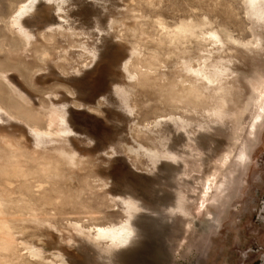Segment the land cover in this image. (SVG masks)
Segmentation results:
<instances>
[{
  "label": "rangeland",
  "instance_id": "374dc122",
  "mask_svg": "<svg viewBox=\"0 0 264 264\" xmlns=\"http://www.w3.org/2000/svg\"><path fill=\"white\" fill-rule=\"evenodd\" d=\"M27 1L0 0V264H103L108 241L79 230L124 223L127 199L158 226L120 264H264V23L246 0L49 2L26 45L10 23ZM63 111L75 134L48 122ZM169 148L180 173L152 160Z\"/></svg>",
  "mask_w": 264,
  "mask_h": 264
},
{
  "label": "bare ground",
  "instance_id": "6f19581e",
  "mask_svg": "<svg viewBox=\"0 0 264 264\" xmlns=\"http://www.w3.org/2000/svg\"><path fill=\"white\" fill-rule=\"evenodd\" d=\"M61 1L62 0H28L27 2L23 3L19 7V9H17L10 24L13 28L17 30L24 44L28 45L30 39L33 37V31L30 30L28 27L29 26L31 27L37 23V20H38L37 14L40 11V9L44 5L48 4L49 2H53L55 3V5H57V8L60 10L59 3ZM246 2L249 6V14L255 17L256 21L264 23V0H246ZM213 36L215 37L216 42L218 44L219 43L223 44V40L218 34H214ZM227 70L228 69L225 67L224 68L220 67V68H217V70L211 74L204 73L203 71L202 72L196 71L195 73L197 77L205 78L209 83H217V82L222 81L221 79ZM2 78L6 82V84L9 86L12 92L18 93L22 99L26 97L25 95H23V93L21 94V91H20L21 88L20 89L18 88V86L14 83V80L12 78L7 77V76H3ZM125 92H126L125 89L118 88V89H115L114 95L118 97L119 99L121 98L123 100L124 99L126 100ZM262 93L264 94V91H262ZM110 98L113 101V103L118 104V101H116V99H113V97L111 96ZM3 112L4 111H2V108H0V121L1 122L6 120L5 119L6 117H4ZM67 115L68 114H66L64 111L62 113L54 112L51 119H48L50 120L48 122H50L52 126L54 125L64 126L65 125L63 132L65 134L67 133L70 134L73 129H71L72 127L70 128L71 125H69V120H68L69 116L67 117ZM174 124L178 126V123L174 122ZM29 127L30 126H28V128ZM164 127L167 133L172 131V127L170 125L165 124ZM57 128L59 129L60 127H57ZM181 128H184V125H180L177 127L178 130ZM32 129L30 130L33 131V138H34L35 145L37 147H41L44 144L53 142L54 140L53 138L55 137L54 136L55 134H53L52 132L48 131V132L42 133L43 131H38L36 129L32 130ZM86 132H83L82 134H84L87 139H90V136ZM72 133L75 134L76 132H72ZM152 158L156 166L159 161L165 160L164 165L159 168L158 172L162 173L166 171L167 169H170L173 172L180 173V171L176 167L167 163L168 160H171V159L175 160L176 162L180 160L178 157L173 155L170 148L165 151L163 157H160V156L158 157L157 155L153 154ZM155 176L156 178H159V175H155ZM208 183L209 184L206 188V191L203 192L204 198L209 197V194L212 193L211 191H212L213 181L208 180ZM184 199L185 198L181 196H179L176 199L178 202L177 208H179L180 211L184 210L183 205H182ZM127 200L128 201L126 200L123 201L124 202L123 211L127 213L128 215V219L124 223L120 224L119 226L111 225V226L95 227L94 235H91L89 233L83 232L82 230H79L80 233L84 235L85 240L90 241L91 244L95 246V249H98V247L100 246L101 244L100 240L108 241V243L110 244V245L108 244V248L111 249L112 251H110L109 255L104 256L103 264H120V262H124V263L128 262L129 259H132L134 256H136L139 250L145 245L144 244L145 240H148L151 237L152 229L158 226L157 219L153 217H149L143 213L137 215V213L139 212L146 211V207L144 205L138 203L136 200H131V199L130 200L127 199ZM201 208L203 212L207 211L208 208L205 205V201L202 203ZM208 215L210 216L209 222L214 223L216 218H214L210 212H208ZM102 250L104 249L102 248Z\"/></svg>",
  "mask_w": 264,
  "mask_h": 264
}]
</instances>
